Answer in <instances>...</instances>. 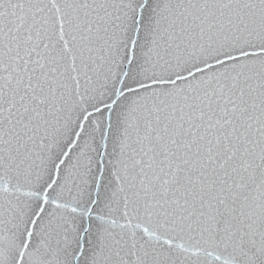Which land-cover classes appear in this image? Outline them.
Returning <instances> with one entry per match:
<instances>
[{"label": "snow or ice", "instance_id": "obj_1", "mask_svg": "<svg viewBox=\"0 0 264 264\" xmlns=\"http://www.w3.org/2000/svg\"><path fill=\"white\" fill-rule=\"evenodd\" d=\"M0 264H264V0H0Z\"/></svg>", "mask_w": 264, "mask_h": 264}]
</instances>
